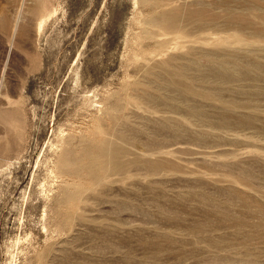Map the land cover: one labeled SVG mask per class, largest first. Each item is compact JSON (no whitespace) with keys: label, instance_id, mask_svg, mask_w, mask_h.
Wrapping results in <instances>:
<instances>
[{"label":"rangeland","instance_id":"374dc122","mask_svg":"<svg viewBox=\"0 0 264 264\" xmlns=\"http://www.w3.org/2000/svg\"><path fill=\"white\" fill-rule=\"evenodd\" d=\"M0 1V264H264V0Z\"/></svg>","mask_w":264,"mask_h":264},{"label":"bare ground","instance_id":"6f19581e","mask_svg":"<svg viewBox=\"0 0 264 264\" xmlns=\"http://www.w3.org/2000/svg\"><path fill=\"white\" fill-rule=\"evenodd\" d=\"M0 3H1V1H0ZM1 10H3V9H1ZM1 13H4V11L0 12V14ZM21 17L22 16L19 12H15V14L12 15L11 22H10L11 23V25H10V39L14 38L16 31H17L16 29H17L18 23L21 20ZM41 24H42V21H40L38 24L39 28H40ZM2 93H3V83H2V81H0V95Z\"/></svg>","mask_w":264,"mask_h":264}]
</instances>
